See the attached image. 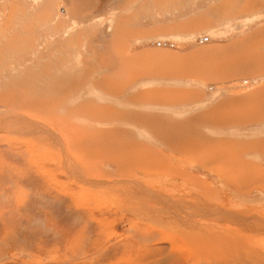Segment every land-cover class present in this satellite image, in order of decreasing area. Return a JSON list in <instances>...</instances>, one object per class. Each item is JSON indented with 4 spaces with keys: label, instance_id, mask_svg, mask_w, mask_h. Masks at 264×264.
Listing matches in <instances>:
<instances>
[{
    "label": "rangeland",
    "instance_id": "374dc122",
    "mask_svg": "<svg viewBox=\"0 0 264 264\" xmlns=\"http://www.w3.org/2000/svg\"><path fill=\"white\" fill-rule=\"evenodd\" d=\"M60 1L66 7L78 4L76 7L79 9L76 11L79 13L84 12L82 10L85 7L83 4H89L90 9L85 13L88 14L93 11L94 15L102 14L100 11L94 10L99 4L104 5L107 3L113 7L118 2V0H0V94L3 92L10 93V90L13 93L16 91L19 94H21V91H23L22 94L28 93L33 95L35 93L33 95L34 100L40 99L45 101L47 98L52 104V101H59L62 98L60 93L62 90L64 94L69 92L70 84L67 81L72 82L73 89L75 92L77 91V87L73 85V77L62 78L69 76L65 72L67 70L66 67L70 70L73 66H79L78 64H74L76 60L72 57L76 56L77 50L82 47L80 46L81 43L76 40V37L73 41H70L59 33V30L61 31L63 28L67 29L70 27L66 26L70 20L67 16L62 17L59 21H56L54 18ZM90 1L92 2L90 3ZM80 2L83 3L82 8L80 7ZM133 4L137 8V14L132 24L135 27L134 29H136L134 39L129 40V44H133L132 50L142 52L145 50L156 52L158 49L163 51L172 50L176 54L179 53L188 57L190 53L199 48V45H196L198 44L197 41L202 43L203 40H209L207 44H218V48L224 47V55L220 49H213L202 54L199 52L196 57L207 59L208 55L211 57L220 56L225 61H220V65L217 68L229 67L232 61L233 64L239 63L238 68H241L237 69V76L225 79L236 80L224 83L225 93L228 96L243 93L252 95L245 102L264 100V95H254L250 92L252 87H258L259 89L264 87V74L254 76L262 77V81L259 83L241 77V75L252 69L253 60L257 58L254 52L264 49V31H256L258 27L264 25V0H135ZM79 17L82 18L81 16ZM100 19L102 20L103 18ZM111 24V22L108 23L110 28ZM151 29L156 30V32L147 34L146 32ZM118 33L116 34L117 42L123 46L124 42ZM103 34L104 36H110L111 34L110 31H106V25ZM92 38L93 36L91 35L85 47L86 49L88 45L92 44ZM61 39L63 40L59 41ZM95 41L104 42L103 38L99 37ZM71 42L72 46L70 45ZM230 43H233L234 46L231 47ZM121 52L123 53V50ZM101 53H104V51ZM150 57L151 61H156V56L151 55ZM167 58V56L161 57L164 62H166ZM230 58H233L231 59L232 61L229 60ZM102 59L105 62L110 59V56L104 55ZM95 61L94 59L93 62ZM227 61H230V63L227 64ZM121 62L124 65L125 59H121ZM211 66H204V72L211 71ZM243 80L247 81V84L244 83L246 86L242 85ZM48 87L51 89H48ZM236 92L240 93L235 94ZM15 97L11 100H15ZM76 97L75 99L80 101L78 95ZM65 99V106L68 105L66 106L68 109L81 107L76 106L74 108L75 104H90V102L77 101L75 104L69 105L71 98L67 97ZM103 103L105 104L106 102L103 101ZM32 104H35L34 106L37 105L35 102ZM32 104L30 108L34 110L35 107H32ZM28 108L17 104L9 105L6 102L0 101V162L1 159L7 160L0 163V175L6 178V181L0 178V217L4 216L8 205L11 206L13 212L16 210L21 212L22 205L20 201L30 195L31 189L35 187L50 197L52 195H65L66 200L64 201L72 204L75 211V205L78 203L80 214H83V217L87 219L92 218V220H87L91 222H85L81 227L84 222L82 221L83 219L77 220L78 218L74 216L78 222L81 221L78 224L82 229V233L79 230L74 232L76 229H72L74 230L72 234L69 230L63 231L65 236L71 237L73 246H75L77 234L82 237L81 241L87 242L86 246L79 245L78 249H71L70 256L58 243L55 238L56 235L50 233L46 237H42L38 243L44 250V254L41 256H30L26 252L22 253L13 249L16 245L12 243L6 233H0V242L4 244L2 254L7 260L13 258V261L21 260L26 264H49L50 262H52L50 264H53V262L61 257L63 261L66 259L69 262L68 264H244L242 259L238 260V257L236 259L231 249L235 245L242 246V241L236 238L233 240L230 238L226 241L228 242L227 244H223L229 246L231 249L229 252L231 251L235 259L230 257L227 249L222 250L221 246V249H217L219 252L216 251V255L212 256L211 260L213 261L210 258L206 260L207 262L198 258L188 238L189 232L192 231L193 234L191 233V236L198 235L199 233L194 232L198 228L183 226L178 217L192 216L191 219H194L196 225H199V228L202 229V238H204V235L207 237L213 233V231H210L209 234H206V229L204 230V227L201 226L205 222L201 221L200 224L199 219L195 216L209 214L215 215L216 219L220 217L214 212L203 210L206 206L213 205L215 201H210L204 206L203 204L206 203H202L199 200V205L196 207L189 200H197L201 198L200 196L204 198L202 190L206 191L204 189L207 187L216 191V194L220 198L219 203H221L220 205L224 209L241 212L240 216L243 215V217H248V219H253L252 215L257 216L256 218L264 225V185L259 186L264 183V139L255 138L254 140H261L256 141V143L259 142L257 145L255 142H250L252 139L248 136L246 138H236L235 140L238 142L249 143H239V147L238 143L230 144L231 146L227 148L228 152H226L231 156L233 154L231 153L232 151L238 158V161L235 160L233 163L231 161V164L229 163L230 159H226V157L230 156H227V153L220 149V146L226 149L227 144H229L228 142L226 144L225 141H222L216 145L215 141L200 139L202 143L206 144V142H209L207 145L213 144L210 146L221 150L217 154L213 152L216 151L215 149L211 155L204 154L200 156L203 159L201 160L202 166L208 169V171L200 169L191 160H187L186 163L181 160L175 162L177 159L174 152L170 151V148L167 152L165 149H161L160 146L158 150L165 155L164 158L161 157L160 169L158 171L147 170L148 163L143 162V157L147 156L151 158L149 152L151 149L146 146H140L141 151H139V154L140 158L143 159L138 163L139 168L133 167L130 170L127 169L126 173L123 174L117 170L119 166L115 164L117 162L105 161L106 158H97L103 155H94L93 157L90 154L89 150L90 148L93 150L92 146L94 144L88 142V138L85 136H89L87 131L92 132V127L80 121L85 119V112H83V116H79L80 119L77 116L72 119L69 117L70 122H74L78 127L77 130L75 129L73 135L70 122L51 121L46 116L28 113ZM106 112L107 114L101 116V120H108L109 113L107 107ZM54 113L59 116L62 115V118H68L63 114L67 113L63 106L56 107L53 110ZM10 115H17L19 121H11L12 124L6 128L1 126V123H5L3 121ZM105 115L106 117L103 118ZM22 117L26 120H22ZM222 118L225 119V116H222ZM30 122L34 123L33 126H44L47 128L49 130L48 135L40 134L39 132H34L31 135L12 132L19 124L31 125ZM96 123L98 122L96 121ZM127 126V133L131 136V140L137 143L138 130L133 125L128 124ZM93 129L97 132L108 130L97 129L94 126ZM27 130L22 131L21 129L22 133ZM116 138H118L120 143L125 141L124 139L122 140L119 134L116 135ZM71 142L75 146H72ZM126 142L134 143L130 139H127ZM144 142H148L152 146V142L156 141L146 138ZM260 142L262 143L260 144ZM222 143L223 145H221ZM195 146L194 143L193 147L195 148ZM208 147L203 146L202 148ZM246 150L252 152L242 153ZM84 151L89 152L92 160L82 156ZM190 151L194 152V150ZM154 153L159 156L158 152L154 151ZM220 153H224L222 154L223 156ZM257 153H259V156ZM220 156L224 157V160L222 157L219 159ZM225 159L229 163L228 166H233L237 162L240 163L237 164L242 165L238 167V169H241L240 172L236 170L237 173L233 177L234 179L230 178L231 182L225 178L227 177L225 176L227 171L225 172L222 167L220 168L221 170L217 167L220 166L218 162L223 163ZM113 163L115 164V168ZM145 164L147 166L146 169H144ZM172 164H176V166ZM251 165L256 166L254 168L258 171L256 172ZM216 168L218 169L216 170ZM242 168L246 171H244L245 173ZM161 169H164V171H160ZM209 170L218 176L209 172ZM247 170H250L249 173ZM248 174L252 175L249 179ZM20 175L22 176L21 179H19ZM201 176L213 179L222 177L232 187L221 183L216 186L215 183L217 181L210 179V183L207 186L205 185L204 188V185L199 184ZM243 176H247L245 179L247 184L237 186V182ZM251 178L255 179V182ZM116 180L118 181L116 182ZM136 181L140 182V185H142L140 187L146 188L144 194L146 197H154L155 195V198L159 202L156 203L148 200L142 193L129 195V190L117 191V188L123 185L124 182ZM148 185L152 186L153 190H148ZM110 188L114 191L111 193L116 195L117 198H108L100 192V190L109 191L108 189ZM159 194L162 196H159ZM219 194H223V197L221 198ZM122 195H129L127 196L128 198L135 197L138 199L133 198L134 201L132 200V202L123 201L121 199ZM73 196L77 199L76 202ZM127 197L125 199H128ZM165 197H170L166 201L175 203V206L171 208L168 203H164ZM52 199H56L55 201L62 200L61 198ZM183 199L187 201L184 202ZM118 201L123 202L115 203ZM220 205L219 207H221ZM80 214H78V217H81ZM48 215L52 218L51 214L48 213ZM89 224H91L89 226L90 229L93 232L95 231V235H90V229H88L86 237L83 238V231ZM188 229H191V231H188ZM151 233L155 234L151 235ZM47 237H51V240H47ZM146 237L150 238L147 240ZM214 237L213 235V239ZM90 238L93 239L91 242ZM260 240L257 239L253 242V245L263 247L264 242L262 243ZM101 242L103 243L100 244ZM90 244L94 245V248ZM50 249H54V252L51 253ZM224 250L226 251L224 252ZM171 251L179 252L172 253ZM171 254L174 256H171ZM255 256L253 253L250 257L252 261L264 264V257H258L257 261ZM232 260H234V263ZM63 261L59 264H63Z\"/></svg>",
    "mask_w": 264,
    "mask_h": 264
},
{
    "label": "crops",
    "instance_id": "0c3cea01",
    "mask_svg": "<svg viewBox=\"0 0 264 264\" xmlns=\"http://www.w3.org/2000/svg\"><path fill=\"white\" fill-rule=\"evenodd\" d=\"M91 2L92 1H90V3ZM134 2L135 0H118L117 4L113 7L109 6L107 3L104 5L99 4L94 10L100 11L102 13L101 15H94L93 11L86 14L85 12L90 9L89 4L88 6L80 2V7L82 8V4L85 7L82 8L84 12L79 13L76 11L79 9L76 7L78 4L66 7L62 1L58 3L56 16L54 17L56 21H59L65 16L70 18L66 25L70 27L67 29L63 28L61 31L59 30V33L64 35L65 38H68L70 41H73L76 37V40L81 43L80 46L82 47L77 50V55L72 57L76 60L74 64H78L79 66H76L75 70H73L74 67L70 70L66 67L67 70H65V72H67L69 76L62 78L67 79L73 77V85L77 87L76 92L72 88V99L75 95H78L80 101L75 100L74 98L73 100L75 101L69 102V105L75 104L76 101H90L94 103V101L96 102L99 98H103L106 102L105 105L108 108L109 113L108 120H101L99 123H96L95 119L89 118L88 109L84 107L82 111L86 113V117L80 121L87 123V125L91 124L90 127L94 126L97 129H108V131L110 129L112 134H119L125 141L130 139L132 142L134 141L131 140V136L127 133V125H133L138 130L137 143L134 142V144L136 143V145L139 146H146L151 150L158 152L159 156H156L157 163L160 161L161 157H165V155L158 150V147L160 146L161 149H165L167 152L169 151V148L171 149L170 151L174 152L177 159L175 162L181 160L186 163L187 160H191L204 171H208V169L202 166L200 156L204 154L211 155V153L207 151L212 146L202 143L200 139L215 141L216 144L222 141H227L229 143L227 147H230L231 143H238V147L240 146L239 143H249L238 142L235 140L236 138H246V136H248L252 139L250 142L261 141L254 140L255 138L264 139V100L245 102V100L247 98L249 99L252 95L243 93L240 95L228 96V94L225 93L226 90L224 89V83L236 81L225 79L237 76V69H241L240 67L238 68L239 63L233 64V61L231 60L233 58H230L229 60L232 61V64H230L229 67L225 66L217 68L220 65V61H225L222 57H211L209 55L208 57L205 55L207 59L196 57L199 52L202 54L209 50L212 51L213 49H220L223 53L224 47L218 48V44H207V41L209 40H203L202 43L197 41L198 44L196 45H199V48L190 53L188 57L179 53L176 54V52L172 50L163 51L158 49L156 52L151 50H145L144 52L132 50L133 44H129V40L134 39L136 29H134L135 27L132 26V24L133 19L137 14V8H135V5L133 4ZM60 10H62V12H60ZM100 18L103 19L101 20ZM109 22L112 23L111 28L108 25ZM188 22H190V20H188ZM105 25L106 31L111 32L110 36H104L103 34ZM96 28L97 30H95ZM256 31H264V25L258 27ZM155 32L156 30L151 29L146 33L153 34ZM117 33L119 37L121 35L122 40H124L122 50L123 54L126 55H124L125 64L123 67L125 68V71H123V69L120 70V68L117 65H114L111 61L113 60V57H111L113 56L112 53H115L114 43H117L118 40L116 38ZM91 35L93 36L92 44L88 45V48L86 49L85 47L87 46L88 39ZM98 37L103 38L104 42H96L95 40L98 39ZM63 39L59 41H62ZM230 44L231 47L234 46L233 43ZM70 45L72 46V42ZM90 51L92 52V55L90 54ZM103 51L104 53H101ZM110 51L111 53H109ZM84 55L87 56L84 57ZM104 55H111V60L108 59V61L104 62L102 59ZM151 55L156 56L155 62L151 61ZM254 55L257 56V58L253 60L252 69L241 75V77L259 83L262 81V77L254 76L264 74V49L262 51H255ZM163 56L168 57L166 62L161 59ZM96 57L97 59L95 60L97 61L93 62V59ZM230 61H227V64L230 63ZM94 63H96V65ZM210 65H212L211 71L204 72V66ZM159 67L160 69H158ZM128 68L130 69L128 70ZM119 70L122 71V74L119 73ZM114 78L122 79V86L114 91L106 89L102 84V81L112 80ZM244 83L247 84V81L243 80L242 85H245ZM95 89H97L98 92ZM250 92L254 95H264V87L261 89L258 87H252ZM238 93L240 92H236L235 94ZM67 97H69V95H67ZM76 105L78 104H75L74 106ZM80 105L87 104L81 103ZM65 110L67 111L66 116L69 118L70 109L65 108ZM78 112L79 111L73 110L72 115H74H71V119L76 116L80 119ZM222 116H225V119H223ZM11 121H19L17 115H10L8 120L6 119L3 122ZM71 125L78 128L77 124H74V122H72ZM12 132L15 131L12 130ZM104 133L105 132H100L98 141L101 138H105ZM85 137H87L88 142H90L89 136ZM146 138H151L156 141L152 142L153 147L150 146L148 142H144V139ZM125 141L122 143L125 144ZM104 142H98L99 156L104 155L102 153ZM194 143L196 146L195 148H192ZM71 145L75 146L73 142H71ZM203 146L209 147L205 150H201ZM121 149L122 146L119 144V150ZM215 149L217 150L216 147ZM190 150H194V152ZM89 152L92 154L91 148ZM89 152L84 151L81 153L82 156L91 159ZM249 152L252 151L246 150L242 153ZM257 154L259 156V153ZM92 156L94 157V155ZM97 158L103 157L101 156ZM81 159L83 158L81 157ZM5 161L7 160L1 159L0 163ZM105 161L109 160L105 159ZM146 162L148 163L147 160ZM172 165L176 166V164ZM209 172L212 171L209 170ZM212 173L217 175L214 172ZM0 178L3 181H6V178L3 175H0ZM21 178L22 176L20 175L19 179ZM210 179L217 181L216 183L214 182L216 186L220 183L225 186H230L222 177L219 179H213L207 176H205V178L204 176H201L199 184L207 186L208 183H210ZM263 185L264 183L259 186ZM139 186H142L140 185V182ZM142 188L146 190L145 187ZM148 190H153L152 186H149ZM204 190H206H202V193L205 192V195H203L204 198L199 195L201 198L197 200L189 199L196 207L199 205V200L202 203L207 202L206 204H203L204 206H206L212 199H216V202L220 200L218 194H216V191L213 189L206 187ZM210 190H213L212 197L207 195L208 192H211ZM216 195L217 198H214L213 196ZM220 197L222 198L223 194L220 195ZM52 198H61L62 200L55 201L56 199ZM73 198L76 202L77 199L74 196ZM64 200H66V196L63 194L52 195V197H50L33 187L30 191V195L20 201V204L22 205L21 212L19 210L13 212L11 206L8 205L4 216L0 217V233H6L12 243L16 245L13 249L22 253L26 252L30 256H41L44 254V250L38 245V243L41 241L42 237H46V235L50 233L56 235V240L70 256L71 249H78L79 245L86 246L87 242L81 241L82 237L77 234L75 237V246H73L71 237L65 236L63 231L69 230L72 234L74 231L72 229H76L74 232L79 230V232L82 233L81 227L85 222H91L87 220H92V218L87 219L83 217V214H80L78 203L75 205V211L72 204ZM183 201L185 202L187 200L183 199ZM119 202L123 201H118L116 203ZM9 210L12 211L8 212ZM48 213L52 215V218H50ZM234 213H238L240 216V212ZM73 214L81 215V217L76 216L78 218L77 220L83 219L82 221H84L81 227L78 224L81 221L78 222ZM201 221L202 220L199 219V223ZM87 230L88 229L85 228L83 231V238L86 237ZM47 240H51V237H47ZM89 240L91 242L93 239L91 238ZM90 246H93L94 248V245L90 244ZM3 249L4 244L0 242V264H26L21 260L13 261V258L7 260L2 254ZM49 251L53 253L54 249H50ZM62 261L63 259L60 257L57 261L53 262V264H59ZM68 263L69 262L64 259L63 264Z\"/></svg>",
    "mask_w": 264,
    "mask_h": 264
},
{
    "label": "bare ground",
    "instance_id": "6f19581e",
    "mask_svg": "<svg viewBox=\"0 0 264 264\" xmlns=\"http://www.w3.org/2000/svg\"><path fill=\"white\" fill-rule=\"evenodd\" d=\"M128 2V1H127ZM62 4V3H61ZM124 41V40H123ZM115 44V49H114V52L115 53H112L113 54V56H111V57H113V60H111V58H110V60L113 62V64L114 65H117L119 68H120V70H122L123 69V67H124V65H123V63L121 62V59H123L124 58V55L125 54H123L121 51H122V45L121 44H119L118 42L117 43H114ZM101 47V46H100ZM95 50V49H94ZM96 51V50H95ZM113 52V51H112ZM12 53V52H11ZM109 53H111V51L109 52ZM126 56V55H125ZM128 58V57H127ZM94 59H97V57L96 58H94ZM93 59V60H94ZM101 59V58H100ZM99 59V60H100ZM130 59V58H129ZM98 60V61H99ZM106 60V59H105ZM109 60V61H110ZM89 61V60H88ZM97 61V60H96ZM100 61H102V60H100ZM108 61V60H107ZM127 61V60H126ZM106 62V61H105ZM138 63V62H137ZM95 65H96V63H94ZM102 64V63H101ZM104 64V63H103ZM105 65V64H104ZM112 65V64H111ZM93 66V65H92ZM132 66V65H131ZM74 67V66H73ZM105 67V66H104ZM75 68H76V66L74 67V69L73 70H75ZM95 68V67H94ZM99 68V67H98ZM130 68H128V70H129ZM72 70V71H73ZM90 70V69H89ZM119 70V73L120 74H122L121 72L122 71H120ZM93 71V70H92ZM123 71H125V68H124V70ZM105 73H107V72H105ZM74 74V73H73ZM86 75V74H85ZM88 75V74H87ZM72 76V75H71ZM115 78H116V76H115ZM112 79V80H104V81H102V84L104 85V87L106 88V89H108V90H118V88L120 87V86H122L121 85V83H122V79L120 80V79ZM64 81V80H63ZM72 81H73V79H72ZM55 82V81H54ZM67 82H69V84H70V89H69V92L66 94H64V92H60L61 93V99L58 101H52V104L50 103L51 101L50 100H48L47 98L45 99V101H42V100H40V99H38V100H34V94L33 95H31V94H28V93H23L22 94V92L23 91H21V94H19V93H17L16 91V93L14 92H12L11 90H10V93H2V94H0V101H3V102H6V103H8L9 105H14V104H17V105H21V106H23V107H29L28 108V113H33L34 115L36 114V115H42V116H46V117H48L51 121H55V120H57V121H60V122H65L66 123V121L67 122H69L70 120H69V118H62L61 116H59V115H56L55 113L53 114V110L56 108V107H58V106H63V108L65 109L66 108V106H65V102H66V99L65 98H67V95H69V97L71 98L70 100V102H73V101H75V100H73L74 98H77L76 96H74V98L72 99V97H73V95H71V90H72V88H74L73 86H72V82H70V81H67ZM50 86V85H49ZM48 89H51V88H49L48 87ZM60 89H61V87H60ZM17 90V89H16ZM47 90V89H46ZM53 90V89H52ZM95 90H97V89H95ZM54 91V90H53ZM75 91V90H74ZM47 92V91H46ZM51 92V91H50ZM56 92V91H55ZM67 92V91H66ZM97 92H98V90H97ZM48 93V92H47ZM92 93V92H91ZM53 94V93H52ZM58 95H59V93H57ZM64 94V95H63ZM93 94V93H92ZM95 95V94H94ZM99 95V94H98ZM15 96H17V97H15ZM46 96H47V94H46ZM46 96H44V97H46ZM13 97H15L16 99L15 100H11ZM28 98H29V103H28ZM95 98V97H94ZM14 99V98H13ZM51 99V98H50ZM90 100V99H89ZM91 100H93V99H91ZM94 101V100H93ZM103 98H99L96 102L94 101V103L93 102H90V104H88V105H80V104H78V105H76V106H81V107H77V109H70V116L69 117H72L73 115H72V112H73V110H76V111H79L78 112V114H79V116L81 117V116H83V111H82V109L84 108V107H82V106H85L87 109H88V111H89V118H92V119H95L98 123L101 121V116L102 115H104V114H107V112H106V106H105V104L103 103ZM33 102H35V103H37V105H39V106H34L32 103ZM69 102V101H68ZM77 102V101H76ZM239 103V102H238ZM31 104H32V107H35L34 108V110L33 109H31L30 107H31ZM71 104V103H70ZM76 106H73L74 108L76 107ZM97 108V109H96ZM60 109V108H59ZM58 113V112H57ZM63 114H65L66 115V113H63ZM240 114V113H239ZM72 115V116H71ZM106 117V115L105 116H103V118H105ZM108 117V116H107ZM7 120H8V118H7ZM22 120H26L25 118H23L22 117ZM35 120V119H34ZM37 120V119H36ZM90 120V119H89ZM102 121H104V119H102ZM223 121V120H222ZM27 122H29V121H27ZM89 122V121H88ZM18 123V122H17ZM31 123V125H18L16 128H14L13 130L17 133V132H20V134H22V135H31V134H33L34 132H39L40 134H45V135H48V133H49V130L47 129V128H45L44 126H33V124L34 123H32V122H30ZM89 123H91V122H89ZM12 124V122H5V123H1V126H4L5 128L6 127H9L10 125ZM61 124V123H60ZM40 125V124H39ZM67 125V124H66ZM91 125V124H90ZM31 126V127H30ZM53 126V125H52ZM71 126V130L74 132L75 131V129L77 130V128H75L74 126H72V125H70ZM64 127H66L65 125H64ZM30 128V129H29ZM21 129H22V131L23 130H27V129H29V130H27L26 132H23L22 133V131H21ZM118 130V129H117ZM78 131H79V129H78ZM42 132V133H41ZM88 133H89V136H90V143H92V144H94V146H92L93 147V150H92V155H95V156H99V152H98V142L99 143H101V142H104V146H103V151H102V153L104 154L102 157L103 158H106V159H108V160H110V161H115V162H117V163H115V164H118L119 166L117 167V170H119L120 172H122L123 174L124 173H126L125 171L128 169V170H130L131 168H139V166H138V163L140 162V160H142L143 158H144V160H143V162L144 163H146V160L148 161V168H147V166H146V164H145V167H144V169H146L147 168V170H150V171H158L159 169H160V161L157 163V161H156V159H157V157L156 156H158V155H156L155 153H154V151H149L150 152V154H151V158H149V157H147V156H144L143 158H140V154H139V151H141V149H140V146L139 145H136V143L134 144V143H128V142H126L125 144H123L122 142L120 143L119 141H118V138H116V135L117 134H112L111 132V130L109 129V131L108 130H106L105 131V133H104V135H105V138H101V139H99V141H98V137H99V135H100V132H97V131H95L94 129H93V127H92V132H89V131H87ZM11 134V133H10ZM112 134V135H111ZM14 136V135H13ZM50 136V135H49ZM53 137V136H52ZM63 139V138H62ZM122 140H123V138H122ZM52 141V140H51ZM54 142V141H53ZM227 141H225V143H226ZM256 143V142H255ZM257 143H259V142H257ZM256 143V144H257ZM262 142H260V144H261ZM119 144H121V146H122V149L121 150H119ZM206 144H209V142L207 143L206 142ZM227 144V143H226ZM210 145H213V144H210ZM217 145V144H216ZM215 144H214V146H216ZM221 145H223V143L221 144ZM228 145V144H227ZM258 145V144H257ZM255 147V146H254ZM194 148V147H193ZM228 148V147H227ZM252 148V147H251ZM176 149V148H175ZM205 149H207V148H202V150H205ZM220 149L223 151V152H228V150H226L225 148H223V147H221L220 146ZM219 149V150H220ZM213 150H215V147L214 148H209V150L207 151V152H210L211 154L213 153V152H216L215 154H217L218 152H219V150H216V151H213ZM220 150V151H221ZM213 151V152H212ZM226 152V153H227ZM231 153H233V154H231V156L230 155H228V153H227V156H230V157H226V159H230V161H229V163L231 164V161H232V163L236 160V161H238V158H237V155L236 154H234V152H232L231 151ZM221 154V153H220ZM222 154H224V153H222ZM221 154V155H222ZM239 154V153H238ZM207 155V154H206ZM223 156V155H222ZM222 156H220L219 157V159H221V157ZM208 157V156H207ZM205 158H206V156H205ZM209 158V157H208ZM223 158V160H224V157H222ZM218 159V160H219ZM226 159H225V161L222 163V162H218V165H220V166H217L219 169L222 167V169L226 172L227 171V173L225 174V176H227V177H225V178H227V180L229 181V182H231L230 181V178H232V179H234L233 177H235V175H236V173H237V171H241V169L239 170L238 169V167H241L242 165H239L240 163L239 162H237V163H239V164H237V163H234L233 164V166H228V162H226ZM160 160H162V158H160ZM201 160H203V159H201ZM206 160H207V158H206ZM215 163H216V161H215ZM242 163H244V162H242ZM245 164V163H244ZM224 165V166H223ZM253 165H251V167H252ZM247 167V166H246ZM254 167H256V166H253L252 168L254 169V170H256ZM75 168V167H74ZM167 168L169 169V167H168V165H167ZM218 168H216V170L218 169ZM244 168V167H243ZM243 168H242V170H243ZM252 168H249V169H252ZM245 169V168H244ZM258 169V168H257ZM221 170V169H220ZM237 170V171H236ZM160 171H164V169H161ZM245 170H243V172H244ZM250 171V170H249ZM249 171L247 170V172L249 173ZM258 170H256V172H257ZM218 172L219 173H221L222 174V172L221 171H219L218 170ZM238 172V173H239ZM246 172V171H245ZM244 172V173H245ZM254 174H255V172H253ZM247 174V173H246ZM253 174V175H254ZM258 174V173H257ZM241 175V174H240ZM244 175V174H243ZM125 176V175H124ZM123 176V177H124ZM247 176H249L248 177V179L252 176V175H247ZM247 176H243V178L241 179L240 177V181L239 182H237L238 184H237V186H241V185H246L247 184V182H245V179L247 178ZM254 177V176H253ZM256 177H257V175H256ZM256 177H254V178H256ZM238 178V177H237ZM237 178H236V180H237ZM104 179V178H103ZM251 179H253V178H251ZM255 179H253V181H254ZM104 182H105V180H103ZM114 181V180H113ZM118 180H116V182H117ZM98 182V181H97ZM236 182V181H235ZM234 182V183H235ZM252 182V181H251ZM255 182V181H254ZM259 182V181H258ZM110 183V182H109ZM148 183V182H147ZM257 183V182H256ZM90 184V183H89ZM233 184V183H232ZM120 185V184H119ZM149 185H150V183H149ZM235 185V184H234ZM112 186H114V185H112ZM108 187H110V186H108ZM204 188H205V186H204ZM240 188V187H239ZM102 189V188H101ZM198 189V188H197ZM200 189V188H199ZM238 189V188H237ZM109 191H105V190H100V192H102L106 197H108V198H112V199H115V198H117L116 197V195H114L113 193H111V192H114L113 190H111V188L110 189H108ZM130 191V193H128L129 195H131V194H133V195H135V193H142L143 195L145 194V189H143L142 187H140L139 186V182H124V184L123 185H120V187L119 188H117V191ZM137 190V191H136ZM211 192H213V190H210ZM211 192H208V194L207 195H209V196H211L212 197V195L213 194H211ZM205 194V192L203 193V195ZM129 195H127V196H129ZM127 196H124V195H122L121 197V199L123 200V201H127V202H132V200H133V198H135V197H133V198H128ZM145 196V195H144ZM159 196H162L161 194H159ZM119 197V196H118ZM125 197H127L128 199H125ZM202 197V196H201ZM214 198H216V196H213ZM145 198H147L148 200H152V201H154V202H156V203H158L159 201L155 198V195H154V197H146L145 196ZM168 198H170V197H168ZM168 198L167 197H165V201H163L164 203H168V205H169V207H174L175 206V203H173V202H171V201H166V200H168ZM111 199V200H112ZM125 199V200H124ZM135 199H138V198H135ZM110 200V201H111ZM211 200V199H210ZM134 201V200H133ZM203 201V200H202ZM207 201H208V199H207ZM215 201V202H214ZM111 202H113V201H111ZM211 202H214V204L213 205H211V206H206L203 210L204 211H210V212H214V213H216V214H218L220 217H217V219H216V217H215V215H209V214H199V215H196L195 217L197 218V219H200V220H202V222H205V224H201V226H203L204 227V230L206 229V234H209V232L210 231H213V233L211 234V235H209V236H207V237H205L206 235H204V238H202L201 237V233H202V229L201 228H199L200 226L199 225H196V223H195V220L194 219H191V217H178V219L181 221V224L183 225V226H186V227H197L198 229H196V230H194L193 228V230H194V232L195 233H199L198 235H194V236H191L190 234L192 233L193 234V231L192 232H189V234H188V238H189V240L191 241V243L192 244H190V245H193V248H194V253H195V255H197V257L198 258H201V259H203L204 261H206V260H208L209 258H210V260L212 259V256L214 255H216V251H218L217 249H221L220 248V246L222 247V250L223 249H227L228 250V254L230 255V257H233L234 259H235V257L233 256V254L231 253V251L229 252V250H231L232 249V252H234V255L236 256V259H237V257H238V260H241L242 259V261H243V263L244 264H258V263H256V262H254V260L252 261L251 259L252 258H250L251 256H252V254L254 253L256 256V258H257V261H258V257H264V228H263V223H261L259 220H258V218H256L255 216H253L252 215V218L253 219H248V217H243V215L242 216H239L238 215V213L237 214H235L234 213V211H227L226 209H224L220 204L221 203H219V201L218 202H216V199H212L211 200ZM116 203V202H115ZM207 203V202H206ZM221 206V207H218V206ZM231 207V206H230ZM127 209V208H126ZM145 210V209H144ZM254 210V209H253ZM132 211H134V209H132ZM56 212V211H55ZM131 213H133V212H131ZM159 213V212H158ZM241 213V212H240ZM239 213V214H240ZM244 214H245V212H244ZM74 216H77L78 217V214H73ZM207 215H209V216H207ZM249 216V215H248ZM169 217V216H168ZM259 217V216H258ZM9 220V219H8ZM4 221V220H3ZM6 222V221H5ZM10 222V221H9ZM8 222V223H9ZM11 222H12V220H11ZM10 222V223H11ZM198 222V221H197ZM262 222H263V220H262ZM64 223V222H63ZM164 223V222H163ZM12 224V223H11ZM167 224V223H166ZM172 224V223H171ZM91 224H89L88 226H87V229H90V226ZM12 226V225H11ZM92 227V226H91ZM168 227H169V225H168ZM185 227V228H186ZM213 227V228H212ZM242 229V230H241ZM197 230H199V231H197ZM188 231H191V229H188ZM95 232V231H94ZM94 232L90 229V235H92V234H94ZM205 232H203V233H205ZM154 235L155 233H151V235ZM95 235V234H94ZM148 235H150V234H148ZM147 235V236H148ZM150 235V236H151ZM181 235V234H180ZM213 235L215 236L214 237V239H213ZM247 237V238H246ZM141 238V237H140ZM145 238V237H144ZM150 237H146V239L148 240ZM239 239V240H241L242 241V246H239V245H235L233 248H229V246L228 245H223V244H227L228 242H226V241H228L229 239ZM91 239V238H90ZM257 239H261L260 241L263 243V247H260L259 245H253V242H255ZM98 240V239H97ZM185 240V239H184ZM182 241V240H181ZM231 242V241H230ZM216 244V245H215ZM241 244V243H240ZM191 247V246H190ZM192 248V249H193ZM190 249V248H189ZM226 250H224V252H225ZM172 252V251H171ZM179 252V251H178ZM178 252H172V253H178ZM183 252V251H182ZM219 252V251H218ZM227 253V252H226ZM169 255H170V253H169ZM251 255V256H250ZM171 256H174V255H172L171 254ZM170 258V257H169ZM168 258V259H169ZM215 258V257H214ZM226 258V257H225ZM228 258V257H227ZM219 259V258H218ZM166 261V260H165ZM211 261H213V260H211ZM228 261V260H227ZM234 260H232V262H233ZM236 261V260H235ZM207 262V261H206ZM164 263V262H163ZM221 263V262H220ZM234 263V262H233ZM238 263V262H237ZM260 264V263H259Z\"/></svg>",
    "mask_w": 264,
    "mask_h": 264
},
{
    "label": "water",
    "instance_id": "95a60500",
    "mask_svg": "<svg viewBox=\"0 0 264 264\" xmlns=\"http://www.w3.org/2000/svg\"><path fill=\"white\" fill-rule=\"evenodd\" d=\"M60 12H62V10H60ZM42 133V132H41Z\"/></svg>",
    "mask_w": 264,
    "mask_h": 264
}]
</instances>
